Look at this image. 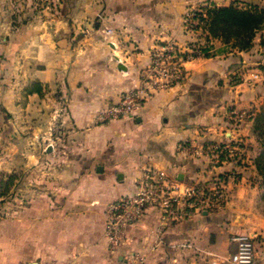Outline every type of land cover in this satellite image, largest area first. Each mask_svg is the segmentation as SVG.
Masks as SVG:
<instances>
[{
    "label": "crops",
    "instance_id": "obj_1",
    "mask_svg": "<svg viewBox=\"0 0 264 264\" xmlns=\"http://www.w3.org/2000/svg\"><path fill=\"white\" fill-rule=\"evenodd\" d=\"M226 1L0 0V190L21 176L16 201L2 207L0 264H230L235 235L254 237L253 264H264L254 129L264 107L261 35L249 51L212 39L218 53L186 62L184 82L135 117L103 114L141 87L159 43L192 40L183 29L189 9ZM35 83L41 93H29ZM183 142L240 143L241 152L211 169L179 150ZM148 165L183 183L226 176L228 203L163 232L151 207L113 253L106 207L132 195Z\"/></svg>",
    "mask_w": 264,
    "mask_h": 264
},
{
    "label": "built area",
    "instance_id": "obj_2",
    "mask_svg": "<svg viewBox=\"0 0 264 264\" xmlns=\"http://www.w3.org/2000/svg\"><path fill=\"white\" fill-rule=\"evenodd\" d=\"M206 17L201 7L191 8L185 13L183 29L192 36V40L185 46L172 41L159 43L152 51V63L143 74L141 87L124 93L118 103L110 105L103 113L107 120L135 117L153 95L184 82L187 77L185 63L205 57L199 49L205 46L207 35L200 19ZM108 32L111 33V30ZM258 78L259 75L254 76V79ZM63 112L62 105L55 110L53 118ZM178 148L192 160L207 159L211 169L225 165L241 152L240 143L183 142ZM232 178H235L234 175ZM226 181V176L215 175L209 182L183 183L155 166L148 165L137 182L135 192L109 203L106 207L105 236L111 252L116 253L121 249L126 241L128 228L139 223L151 207L159 212L160 232L193 214L221 210L228 203ZM232 241L234 251L230 264H253L254 237L235 235ZM130 257L139 258L137 255Z\"/></svg>",
    "mask_w": 264,
    "mask_h": 264
},
{
    "label": "trees",
    "instance_id": "obj_3",
    "mask_svg": "<svg viewBox=\"0 0 264 264\" xmlns=\"http://www.w3.org/2000/svg\"><path fill=\"white\" fill-rule=\"evenodd\" d=\"M260 2H264V0H260ZM201 9L207 16L200 19L207 35L205 36V46H201L199 51L205 57H211L218 53L211 52L210 41L212 39L221 40L226 50L249 51L253 48L259 32L264 30V5L254 4L247 9H241L234 5H207L201 6ZM261 45L264 46V35H261ZM33 92L41 93V86L37 83L33 84L29 93ZM254 129L261 144V153L256 160V166L264 187V107L255 118ZM17 180L18 177L14 174L3 180L0 196L9 195L10 189L17 186Z\"/></svg>",
    "mask_w": 264,
    "mask_h": 264
},
{
    "label": "rangeland",
    "instance_id": "obj_4",
    "mask_svg": "<svg viewBox=\"0 0 264 264\" xmlns=\"http://www.w3.org/2000/svg\"><path fill=\"white\" fill-rule=\"evenodd\" d=\"M226 4H227V6L234 5L238 8H241V9H247V8H250V5H254V4L264 5V2H260V0H227ZM258 35H264V30L259 32ZM61 104L65 107L64 102ZM61 115H58L57 117H55V119L53 118L54 124H56L58 122V118ZM53 116H55V111L53 113ZM17 177H18V180L16 181L17 186H14L10 189L9 195H7L5 197L0 196V200H1V202H0V217H2V216L4 217L5 215H8V213H7L8 210L6 211L7 214H5L3 209H2L3 203H5L8 206V205H13L14 202L16 201L15 199L17 197V192L19 191L18 188H19V183H20L19 181L21 179V176L17 175ZM263 194H264V187H263ZM262 199H263V195H262ZM263 203H264V199H263Z\"/></svg>",
    "mask_w": 264,
    "mask_h": 264
}]
</instances>
